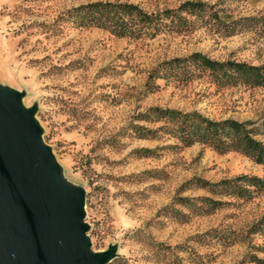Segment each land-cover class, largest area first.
Listing matches in <instances>:
<instances>
[{
	"label": "rangeland",
	"instance_id": "rangeland-1",
	"mask_svg": "<svg viewBox=\"0 0 264 264\" xmlns=\"http://www.w3.org/2000/svg\"><path fill=\"white\" fill-rule=\"evenodd\" d=\"M92 1L0 0V84L22 92L24 105L36 108L61 176L84 191L92 248L115 245L108 264H238L248 253L264 258L253 248L264 246V237L246 236L264 215V192L245 200L194 185L198 177L264 179L263 165L199 143L179 149L161 131L153 139L135 134L138 125H163L139 119L151 107L195 110L215 120L264 116V86L221 87L207 73L187 82L150 77L164 61L193 52L264 64V0H200L215 5L219 20L188 16L182 31L149 29L139 37L77 27L63 16ZM118 1L155 13L185 0ZM247 17L255 20L224 34L225 26ZM198 196L231 202L210 213L180 202Z\"/></svg>",
	"mask_w": 264,
	"mask_h": 264
},
{
	"label": "trees",
	"instance_id": "trees-1",
	"mask_svg": "<svg viewBox=\"0 0 264 264\" xmlns=\"http://www.w3.org/2000/svg\"><path fill=\"white\" fill-rule=\"evenodd\" d=\"M214 7L215 5H209L200 0H185L176 8L153 13L132 2L96 0L74 6L68 9L63 16L77 27H98L119 37H139L149 29L154 30L155 33L163 32L165 29L182 31L190 25L188 16L200 15L219 20L218 11ZM254 20L253 17L234 20V25L225 26L224 34L233 35L238 26L241 28ZM236 21H245V23L237 24ZM205 73L212 82L221 87L264 86V64L251 65L229 59L220 61L211 59L201 52H193L183 58L176 57L164 61L151 72L150 77L154 79L173 77V79L187 82ZM150 84L157 87L154 83ZM139 116L140 120L161 121L163 125L156 129L138 125L135 133L137 138H157L161 131L176 139L173 147L181 149L199 143L220 154L238 152L264 166V116L258 120L239 121L233 118L215 120L195 110L182 111L165 107H151ZM145 152L147 155L151 151L146 149ZM194 185L205 189L212 195L245 200L251 199L254 193L264 192V179L248 174H240L218 181L198 177L194 180ZM180 202L189 209L200 208L202 212L210 213L228 206L231 201L198 196L182 197ZM249 235L264 237V215L249 226L246 236ZM234 242L231 240L230 244ZM253 248L264 251V246L253 245ZM246 263L264 264V258L248 253L238 264Z\"/></svg>",
	"mask_w": 264,
	"mask_h": 264
},
{
	"label": "water",
	"instance_id": "water-1",
	"mask_svg": "<svg viewBox=\"0 0 264 264\" xmlns=\"http://www.w3.org/2000/svg\"><path fill=\"white\" fill-rule=\"evenodd\" d=\"M0 84V264H108L92 248L85 193L60 173L35 107Z\"/></svg>",
	"mask_w": 264,
	"mask_h": 264
}]
</instances>
